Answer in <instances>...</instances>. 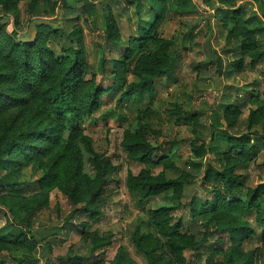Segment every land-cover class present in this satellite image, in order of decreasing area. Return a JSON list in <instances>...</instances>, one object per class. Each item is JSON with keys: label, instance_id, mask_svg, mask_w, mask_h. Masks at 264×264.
Returning <instances> with one entry per match:
<instances>
[{"label": "rangeland", "instance_id": "1", "mask_svg": "<svg viewBox=\"0 0 264 264\" xmlns=\"http://www.w3.org/2000/svg\"><path fill=\"white\" fill-rule=\"evenodd\" d=\"M173 1L160 2L157 13L150 1L143 0H0L1 74L13 72L2 56L9 64L19 63L10 42H26L41 30L37 23L59 19L57 30L70 32L76 57L87 72L81 89L100 92L97 107L83 113L75 127L40 116L36 103L0 112V146L14 145L5 155L11 163L1 177L0 264H150L137 251L133 236L159 264H264L261 189L248 213L228 215L231 224H245L251 235L233 245L216 224L198 222L194 242L178 237L174 254L166 247L169 238L162 233L163 225L156 222L170 229L192 197L213 198V182H203L201 169L184 187L181 208L172 191L155 195L140 191L147 180L176 179L175 166L192 157L195 136L193 124L184 119L186 113L198 112V124L208 126L223 98L230 93L233 101L242 85L248 87L241 94L245 99L226 117L219 116L218 127L234 139L247 140V158L241 160L237 151L219 144V161L210 155L208 163L245 176L246 183L236 195L242 201L256 187L264 188V61L257 58L251 64L259 54L264 58V43L247 53L238 46L231 51L233 42L243 39L236 19L256 16L264 25L259 3L191 0L195 12L178 15L170 10ZM107 22L114 24L116 41L105 40ZM53 32L45 35L43 47L51 53L48 60L60 62L65 57L64 39ZM184 32L193 34V49L182 51L173 77L154 78L144 90H137L144 69L159 66L157 54L164 52L163 43ZM212 52L222 59V72L231 61L241 65L231 77L219 76L213 60L206 61ZM17 85L5 82L0 88ZM16 88L15 96L22 97ZM37 132L48 137L36 140ZM155 148L175 156L158 160ZM219 188L221 197L229 200L224 187ZM10 205L19 209L20 218L31 217L43 249L29 240L27 229H21L25 236L9 233L7 226L15 224L7 211ZM160 206L174 209L158 221L152 212Z\"/></svg>", "mask_w": 264, "mask_h": 264}, {"label": "trees", "instance_id": "2", "mask_svg": "<svg viewBox=\"0 0 264 264\" xmlns=\"http://www.w3.org/2000/svg\"><path fill=\"white\" fill-rule=\"evenodd\" d=\"M143 1H150L153 11L159 13L157 5L160 4V2L165 4L166 0ZM256 1L259 3L260 12L264 18V3L262 0ZM171 6L172 8L170 10L178 15L195 12V6L191 0H174L171 3ZM54 10L55 4L51 8V12ZM58 20L54 19L51 22L37 23L41 30L39 32L35 31V35L27 38L28 40L26 42H10V51L19 59V63L17 66L9 64L5 61L4 56H2V61L9 66L7 69L13 70V72L11 74L0 73V86L5 82H18V85L15 86V88H0V112H7L10 109L36 103L35 105L37 106H35V112L40 113V116L43 114L49 120L50 118H53L56 121H64L71 124L72 127H75V125L80 122L83 113L87 114L97 107L100 92H97L95 89L89 91L81 89L85 83L83 81V75L87 72L86 70H83L82 63L76 57L77 49L72 47L73 39L70 32L65 29H60V32L57 30V26L59 25ZM235 23L241 28V30H243L241 36L243 39L233 42L234 47H232L231 51H235L234 48H237L238 46L243 50V53H247L250 48L251 50L258 49L257 45L264 43V25L256 16L247 18V20L244 21L242 18H239L236 19ZM106 27L105 40L116 41L117 34L114 31V24H108L107 22ZM49 31H54L53 33L56 34L59 33V37H63L64 39L61 52L65 57H63L64 59L60 62L48 60L51 53L44 50L43 45L45 42V35H47ZM138 31L142 36L140 41L144 42L145 38L142 29H138ZM181 35L182 36L179 38L163 43L164 52L159 57L157 54L159 66L153 69H144L142 78L138 80L135 85L137 90H144L151 84L154 78L173 77L176 68L178 67L182 51L193 49V34H191V32H184L181 33ZM125 38H127L126 40L136 42L132 36H126ZM139 45L142 47L144 43H139ZM212 53L213 56L207 57L206 61L213 60L215 73L219 76L231 77L236 71L237 65H241L240 61H231L227 64V70L222 72V59L220 56L216 55V53ZM224 54L227 55V52ZM140 55H143V53L141 52V54L135 57H139ZM262 57L263 55L259 54L251 60V64H254L257 58L264 61V58ZM16 87H19L22 91V97L15 96L18 89ZM247 89L248 87L246 85L240 86V88L236 90V98L233 101H231V94L228 92L229 94L223 98L219 110L213 114V120L208 126H200V124H198V112L192 111L186 113V118L184 119L187 123L193 124L192 133L195 136L194 143L191 144V151L193 153L192 157L188 161L178 162V167L175 166L176 179L165 181L147 180L141 184L142 189L140 191H143V193L147 195L172 191L171 195L175 199L174 203L180 208L181 205L179 201L184 195V187L190 181L194 180V177L198 175L201 169H204L202 173L203 182H213V186H215L212 187V190L210 191V193L214 195L211 200H202L201 198L192 197L190 202L184 205L185 213L178 222L171 226L167 231L164 222H156V224L163 225L162 229H164V231L162 233L165 237L169 238L166 247H168L173 254L176 253L177 245L175 240L178 237H186L189 238L191 242H194V235L196 234L195 227L198 222H201V224L204 225L211 224L212 226L216 224L221 233L227 234L233 245H236L242 238H246L252 234L249 227L245 224H231L228 215L234 214L240 216L248 213L253 208L252 202L259 189L264 191V188H262V186L256 187V189L251 192V195L242 201L240 200V197L238 198L236 195L239 191L238 189L243 187L246 183L245 176H236L233 168H214L208 163V157L210 155L213 156V158L218 157L215 159L219 161L220 158L217 152L219 144L225 145L232 152L237 151L239 153L238 157L241 160L247 158V140L234 139L225 130L218 127L219 116L222 115L223 117H226L228 110L235 111L238 107L237 102L245 99L242 98L241 94L242 92H247ZM197 128H202V131H198ZM33 136L36 140H44L48 137V133L45 134L44 138L39 132L35 133ZM13 148L14 145L11 143L4 148L7 151L0 146L1 187H3L1 177L4 168L7 164L11 163L5 159V155ZM154 151L156 152L154 157L158 160H162L169 156L170 158L175 156L169 153L170 150L164 152L163 150H160V148H155ZM147 156L149 157L150 154L148 153ZM148 157L146 159H148ZM220 186L224 187L223 190L228 194L229 200L225 199L223 196L221 197L219 191ZM173 209L174 208H169L167 210L164 206H160V208L154 210L152 214L158 221H160V219L165 217L167 211ZM7 211L10 213L13 222L15 223L14 225L7 226L9 233L14 237L15 235L25 236L21 229H27L30 236L29 240L34 245L43 249L45 247L42 241L43 238H39L34 232L30 224L31 217L27 216L26 218H20L18 214L19 209L12 205L7 206ZM92 213L93 212H91V214ZM262 224L264 225V220H262ZM262 234L264 236V226L262 227ZM132 240L135 242L134 246L137 251L142 252L149 258L150 264H159V262L153 258L151 252L147 251L140 244L138 239H135L133 236ZM125 264L133 263L127 262Z\"/></svg>", "mask_w": 264, "mask_h": 264}]
</instances>
